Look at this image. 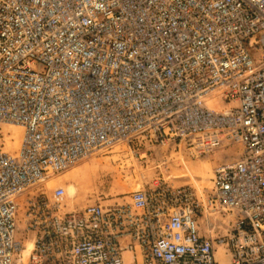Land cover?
Instances as JSON below:
<instances>
[{
  "label": "built area",
  "instance_id": "2783aa9c",
  "mask_svg": "<svg viewBox=\"0 0 264 264\" xmlns=\"http://www.w3.org/2000/svg\"><path fill=\"white\" fill-rule=\"evenodd\" d=\"M4 124L24 134L0 145V264H264V0H0V144ZM134 145L239 154L207 194L63 211L45 190Z\"/></svg>",
  "mask_w": 264,
  "mask_h": 264
},
{
  "label": "rangeland",
  "instance_id": "374dc122",
  "mask_svg": "<svg viewBox=\"0 0 264 264\" xmlns=\"http://www.w3.org/2000/svg\"><path fill=\"white\" fill-rule=\"evenodd\" d=\"M2 129L5 136L0 145L10 153L17 152L23 129L15 125H3ZM152 148L155 150L134 145L101 151L47 181L45 190L51 193L58 185L66 189L63 211L78 210L89 204L109 205L116 201H128L132 191H151L155 182L186 185L207 194L213 186L215 169L239 154V147L233 146L227 153L216 151L210 157L191 159L167 150V146ZM162 153L167 155V165L162 164ZM22 212L23 216L24 210ZM24 226L21 222L20 227ZM29 242L32 243V240L27 241V246Z\"/></svg>",
  "mask_w": 264,
  "mask_h": 264
},
{
  "label": "bare ground",
  "instance_id": "6f19581e",
  "mask_svg": "<svg viewBox=\"0 0 264 264\" xmlns=\"http://www.w3.org/2000/svg\"><path fill=\"white\" fill-rule=\"evenodd\" d=\"M4 125H15V124H4ZM15 126H18V125H15ZM18 127H20V126H18ZM22 128V127H21ZM23 129V128H22ZM23 134H24V130H23ZM77 165V164H76ZM72 167H74V166H72ZM71 167V168H72ZM70 169V168H69ZM69 169H67V170H69ZM66 170V171H67ZM170 183V182H169ZM173 185V184H172ZM174 187H180V186H175V185H173ZM181 186H184V185H181ZM65 197H66V194H65ZM230 218H228V219H226L227 221L229 220ZM29 245V247H28V249L30 250L31 248H32V246H33V241H32V243L31 242H29L28 243Z\"/></svg>",
  "mask_w": 264,
  "mask_h": 264
}]
</instances>
